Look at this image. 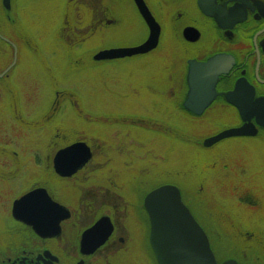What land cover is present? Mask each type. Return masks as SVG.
<instances>
[{
	"label": "rangeland",
	"instance_id": "1",
	"mask_svg": "<svg viewBox=\"0 0 264 264\" xmlns=\"http://www.w3.org/2000/svg\"><path fill=\"white\" fill-rule=\"evenodd\" d=\"M78 15L56 0H14L9 14L0 7V31L17 47L16 65L0 77V151L18 150L16 168L27 176L38 170L56 196L73 184L53 174L54 155L84 141L93 150L91 169L102 166L90 181L120 179L145 191L176 185L220 262L264 264V138L206 147L205 139L230 124L214 119L219 110L199 117L182 108L180 54L165 45L95 61L100 50L136 46L146 30L138 19L130 29L91 28L79 23L90 20L86 12ZM14 56L0 40V72ZM12 168H0L1 200L25 189L23 179L8 178Z\"/></svg>",
	"mask_w": 264,
	"mask_h": 264
},
{
	"label": "flooded vegetation",
	"instance_id": "2",
	"mask_svg": "<svg viewBox=\"0 0 264 264\" xmlns=\"http://www.w3.org/2000/svg\"><path fill=\"white\" fill-rule=\"evenodd\" d=\"M13 1L7 4L0 0V7L9 14ZM56 1H61L68 12H79V17L86 12L90 20L79 23H88L91 28L130 29L139 22L146 36L137 45L151 34V25L137 0ZM142 3L160 28L159 44L148 54L167 45L169 51H177L184 61L178 70L184 78L182 108L199 117L208 110H219L214 119L230 124L223 131L246 125L255 127L252 135L228 137L212 146L227 139L264 138V0H143ZM7 18L9 23L14 22ZM0 40L14 51L17 49L16 43L1 32ZM13 61L3 68L0 77L8 76L16 65L11 67ZM192 63L199 73L193 86L189 82ZM192 97L199 103L209 100L201 114L185 107ZM14 114L11 120L16 124ZM19 155L18 150L0 151V158L8 161L0 168L13 165L8 178L17 179L20 185L23 179L25 186L15 197L0 199V264H159L145 205L147 195L158 187L145 191L142 186H131L120 179L90 181L91 173L100 171L102 166L93 170L89 163L74 175L64 177L55 170V154L53 174L60 181L73 184L60 188L55 196L41 181L42 173L38 170L32 169L27 176L16 168L14 163ZM86 168L89 173L83 175ZM39 188H45L52 200L63 207L57 206L62 210L58 215L37 216L22 209L20 203L16 205L23 196ZM260 245L264 247V242ZM232 259L240 264L237 258ZM257 259L261 262L260 257Z\"/></svg>",
	"mask_w": 264,
	"mask_h": 264
},
{
	"label": "water",
	"instance_id": "3",
	"mask_svg": "<svg viewBox=\"0 0 264 264\" xmlns=\"http://www.w3.org/2000/svg\"><path fill=\"white\" fill-rule=\"evenodd\" d=\"M8 1L10 0H5L7 4ZM137 1L143 16L151 25L149 38L137 46L100 50L93 57L95 61L115 60L143 55L157 48L160 28L154 22L146 5L142 3L143 0ZM153 24L155 27L152 26ZM16 60L17 49L15 50L14 63L11 67L15 65ZM191 66L192 70L189 75V82L193 86L196 85V77L199 73L194 69L195 63H192ZM193 93H195V90ZM208 101L199 103L196 97H192L188 100L185 107L195 114H201ZM254 133L255 127L246 125L242 128L223 131L218 135L206 139L204 144L205 146H211L228 137L252 135ZM92 156L93 152L90 146L86 142L78 141L57 152L54 158V167L61 176L70 177L86 166ZM31 192L44 194L53 204L63 209V207L52 200L45 188H39ZM156 193L160 194V199L155 197ZM25 196L16 205L24 200ZM145 205L152 223L151 242L159 264H238L234 259H227L222 263L218 262L207 233L184 202L182 191L178 186L165 184L154 189L147 195ZM43 235L47 236L49 234L43 233Z\"/></svg>",
	"mask_w": 264,
	"mask_h": 264
},
{
	"label": "snow or ice",
	"instance_id": "4",
	"mask_svg": "<svg viewBox=\"0 0 264 264\" xmlns=\"http://www.w3.org/2000/svg\"><path fill=\"white\" fill-rule=\"evenodd\" d=\"M155 197L160 199V194L156 193ZM22 209L30 211L37 216H56L59 214V209L55 204L46 198L42 193L31 192L20 201Z\"/></svg>",
	"mask_w": 264,
	"mask_h": 264
},
{
	"label": "bare ground",
	"instance_id": "5",
	"mask_svg": "<svg viewBox=\"0 0 264 264\" xmlns=\"http://www.w3.org/2000/svg\"><path fill=\"white\" fill-rule=\"evenodd\" d=\"M1 32V31H0ZM9 70V68H7V70L6 71H8Z\"/></svg>",
	"mask_w": 264,
	"mask_h": 264
},
{
	"label": "trees",
	"instance_id": "6",
	"mask_svg": "<svg viewBox=\"0 0 264 264\" xmlns=\"http://www.w3.org/2000/svg\"><path fill=\"white\" fill-rule=\"evenodd\" d=\"M192 141V140H191Z\"/></svg>",
	"mask_w": 264,
	"mask_h": 264
}]
</instances>
